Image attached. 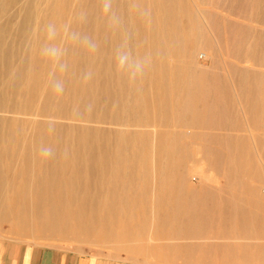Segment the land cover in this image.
<instances>
[{
  "label": "bare ground",
  "instance_id": "obj_1",
  "mask_svg": "<svg viewBox=\"0 0 264 264\" xmlns=\"http://www.w3.org/2000/svg\"><path fill=\"white\" fill-rule=\"evenodd\" d=\"M142 2L152 8L148 26L130 12L129 0L114 4L134 24L133 47L162 54L133 89L114 71L120 35L106 29L101 0H0V217L11 214L13 189L24 209L17 216L40 217L47 230L63 229L67 219L90 229L109 221L106 211L142 206L153 210V224L175 233L192 225L231 231L241 242L230 246L231 263L238 251L255 256L260 244L251 242L264 238V28L250 22L264 23V0ZM74 9L88 19L73 27L100 47L89 57L69 46L71 70L91 66L95 75L86 86L70 76L54 100L38 29L67 21ZM128 111L129 126L138 127H126ZM188 141L202 145L208 167L190 154ZM42 143L55 147V158H39ZM122 175L142 180L131 197H123ZM210 178L218 184L207 189Z\"/></svg>",
  "mask_w": 264,
  "mask_h": 264
},
{
  "label": "rangeland",
  "instance_id": "obj_2",
  "mask_svg": "<svg viewBox=\"0 0 264 264\" xmlns=\"http://www.w3.org/2000/svg\"><path fill=\"white\" fill-rule=\"evenodd\" d=\"M250 23L256 25L258 28H264L263 22L254 21ZM201 51H205V49H200L199 52ZM201 62L206 64V60L203 58H201ZM129 119L133 118L132 114L128 111L125 113V122L129 121ZM126 127L136 128L138 126L135 124L130 127L129 122H127ZM119 146L129 148L130 150L127 151H131L137 147L136 144H121ZM186 146L192 148V150L189 149L188 151L197 158L198 163L201 165L207 164L209 160L202 158L203 152L199 149L202 147L200 143L188 141L186 142ZM129 163L124 162L123 164L129 168ZM206 167L208 166L206 165ZM119 179L120 183L124 186L123 197H131L133 196V192L135 194L140 189L138 186L140 187L142 180L140 181L138 178L131 180L127 175H122ZM189 182L194 187H201L198 179L192 175ZM214 184L218 183L210 178L205 180L204 187L209 189ZM15 190L13 189L8 192V195L14 202L13 207L7 209L11 210V214L1 215L0 217V238L4 237L25 242H35L37 244L61 246L79 252L89 250L105 251L126 257L148 259L150 261L176 260L177 257L184 255L183 247L189 249L190 246L203 244L204 247L205 244H209L217 246V249L213 252L215 264H264V238L251 242L252 244H260L258 247H252L254 251L255 249L260 251L257 255L249 256L248 253L242 254L243 252L238 251V253L234 250L238 257L235 263H231L232 258H229V255L233 249L230 246L232 247L233 243H241L240 240H237L240 238H232L231 235L233 233L231 231L223 230L222 232H217L213 229H207L208 227L205 228L206 226L201 228L202 231H199L201 229L198 226L192 225L186 226V228L181 227L178 233H175V231L168 229L167 226L153 224V210H141L142 206H138L136 210H114L109 213L105 210V216H108L107 220L109 221L106 224L101 221L99 224L92 225L90 229L81 228L76 222L67 219L63 229L47 230L41 227L40 217L33 216L31 213L26 216L23 215L21 218L17 216L16 211L24 209L17 205V195L15 194L16 192H13ZM185 211L190 214H196V210ZM183 213L184 211L182 210L181 214ZM180 218L183 220V217ZM261 245L262 248L260 247ZM202 256L204 259V252Z\"/></svg>",
  "mask_w": 264,
  "mask_h": 264
},
{
  "label": "clouds",
  "instance_id": "obj_3",
  "mask_svg": "<svg viewBox=\"0 0 264 264\" xmlns=\"http://www.w3.org/2000/svg\"><path fill=\"white\" fill-rule=\"evenodd\" d=\"M115 0H101L100 17L106 29L120 35V42L112 51L113 68L115 73L124 79L130 88H138L145 75L152 68L157 59L161 58L159 51L141 53L133 47L131 41L134 36V24L126 22L124 15L114 7ZM129 10L142 24L148 26L152 20V8L142 0H129ZM88 13L83 9H74L70 18L64 22L55 20L47 22L38 29V55L49 66L46 89L54 100L61 99L66 92L67 79L71 76L82 86L90 83L95 75L91 66L81 72L74 73L68 60L69 46L82 51L89 57L99 51L98 41L88 33L78 30L73 25L87 22ZM85 111L91 110V105L85 106ZM73 113L80 116L79 105L74 106ZM47 133L52 135L56 131L54 122H48ZM37 154L42 161L55 158L56 149L50 144H41ZM69 150L64 149L63 156L68 158Z\"/></svg>",
  "mask_w": 264,
  "mask_h": 264
},
{
  "label": "crops",
  "instance_id": "obj_4",
  "mask_svg": "<svg viewBox=\"0 0 264 264\" xmlns=\"http://www.w3.org/2000/svg\"><path fill=\"white\" fill-rule=\"evenodd\" d=\"M3 238H0V264H215L213 252L217 249L215 245L205 244L203 247L199 244L189 249L183 247L184 255L176 260L150 261L105 251L79 252L61 246Z\"/></svg>",
  "mask_w": 264,
  "mask_h": 264
}]
</instances>
